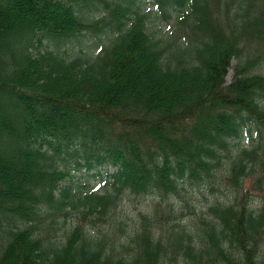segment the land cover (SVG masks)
I'll return each instance as SVG.
<instances>
[{
    "label": "trees",
    "instance_id": "1",
    "mask_svg": "<svg viewBox=\"0 0 264 264\" xmlns=\"http://www.w3.org/2000/svg\"><path fill=\"white\" fill-rule=\"evenodd\" d=\"M147 1L0 0V264H264V0ZM187 183L233 193L197 238Z\"/></svg>",
    "mask_w": 264,
    "mask_h": 264
},
{
    "label": "rangeland",
    "instance_id": "2",
    "mask_svg": "<svg viewBox=\"0 0 264 264\" xmlns=\"http://www.w3.org/2000/svg\"><path fill=\"white\" fill-rule=\"evenodd\" d=\"M145 3L142 4L144 12L151 11L153 12V15L155 13V18L157 20H161L160 14L155 4L148 3L147 0H144ZM101 8H104V5H101ZM105 10L102 9L100 12L96 14V17H100L104 14ZM152 15V17H153ZM151 18V16H150ZM160 24V26H159ZM157 25L158 31L157 33H165L167 31L166 26H161V23L159 22ZM160 28V29H159ZM99 36L95 38H100L104 43L107 42V38L103 33L97 34ZM98 38V39H99ZM88 39V43L92 41L91 37L88 36H73L69 40L71 43H68L67 47L69 48L70 51H74L76 53H79L80 49L82 48V42L84 43L85 40ZM91 39V40H90ZM84 40V41H83ZM47 41V40H46ZM48 44V43H47ZM53 42L50 43V48H54ZM49 45V44H48ZM48 47V46H47ZM49 48V47H48ZM99 48L101 47H92V49L88 50L89 53H97L99 51ZM91 53V54H92ZM235 61V60H234ZM233 61V62H234ZM264 69V62L261 65ZM233 73V70H230L229 76L227 79L230 81L231 80V75ZM243 143H247L246 140H243ZM75 181L79 183V186L82 187H75L73 191H75V196L73 198V202L75 203L76 200L83 195L87 190L88 191H103L104 190V185L102 184L103 182L100 180H97L96 178L90 177L84 170L76 171L75 172ZM189 182V181H187ZM65 184V183H63ZM180 189V194L176 195L179 197L176 198L175 195L171 198V201H169L172 206L175 205L176 211H178V215L182 218V223L184 224L183 226L185 227L184 230L188 232V234L195 235L197 238V235L195 233L196 229L201 226V220L200 216L205 215L208 216L207 208L210 207V205L213 203V201L217 198L219 200H226L228 201L233 193L232 190L229 189L228 187L221 186V188L217 189L216 191H212L208 186L206 185H199V186H194L190 187L189 184H186L185 189H183L181 186L179 187ZM192 197L193 199H189ZM160 200V198H154L152 196H148L142 200L136 198L135 195H127L126 199L124 200V206L123 210L124 214L126 215L127 222L135 220L140 212H145L152 203H156ZM186 200H188V205L186 204ZM259 202L258 200H255L254 205H257ZM122 209V208H121ZM141 210V211H140ZM88 212L87 208H84L83 206L80 207H75L74 210L71 212V216L68 218L67 226H70L71 224L77 223L79 220L83 221L82 215L83 213ZM150 213V211H148ZM89 218H92V223H89L88 221H85L88 224H92L94 226H97L99 228H104L105 223H104V217L100 216L98 213H89ZM130 217V218H129ZM86 220V218L84 219ZM191 231V232H190ZM63 229L59 231L58 236H62Z\"/></svg>",
    "mask_w": 264,
    "mask_h": 264
},
{
    "label": "bare ground",
    "instance_id": "3",
    "mask_svg": "<svg viewBox=\"0 0 264 264\" xmlns=\"http://www.w3.org/2000/svg\"><path fill=\"white\" fill-rule=\"evenodd\" d=\"M230 73V72H229ZM229 76V74L227 75V77Z\"/></svg>",
    "mask_w": 264,
    "mask_h": 264
}]
</instances>
